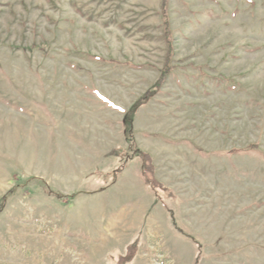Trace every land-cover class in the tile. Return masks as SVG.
Listing matches in <instances>:
<instances>
[{"label": "rangeland", "instance_id": "1", "mask_svg": "<svg viewBox=\"0 0 264 264\" xmlns=\"http://www.w3.org/2000/svg\"><path fill=\"white\" fill-rule=\"evenodd\" d=\"M0 264H264V0H0Z\"/></svg>", "mask_w": 264, "mask_h": 264}, {"label": "trees", "instance_id": "2", "mask_svg": "<svg viewBox=\"0 0 264 264\" xmlns=\"http://www.w3.org/2000/svg\"><path fill=\"white\" fill-rule=\"evenodd\" d=\"M171 67L167 68V69H164V71L162 72V79L165 78L171 71L170 69ZM158 88V87H157ZM150 94H147L146 96L143 97V99L139 100L132 108L131 110H133L134 108V112L135 110L140 107V105L143 104V101H147L149 98H150ZM130 110V111H131ZM129 111V112H130ZM128 112V113H129ZM127 113V114H128ZM253 147H255V145H251ZM250 146V147H251ZM142 156V166H143V174L145 176H148L149 177V180H151L152 182H156V179L154 178V166H153V163H152V158H151V155L149 153H146V152H143L141 154Z\"/></svg>", "mask_w": 264, "mask_h": 264}]
</instances>
